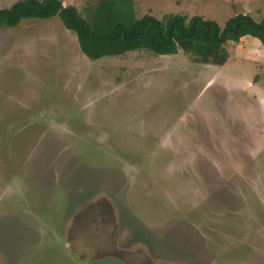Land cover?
I'll return each mask as SVG.
<instances>
[{
	"label": "rangeland",
	"instance_id": "rangeland-1",
	"mask_svg": "<svg viewBox=\"0 0 264 264\" xmlns=\"http://www.w3.org/2000/svg\"><path fill=\"white\" fill-rule=\"evenodd\" d=\"M134 5L264 17V0ZM245 38L217 67L92 61L58 17L0 29V264H264V47Z\"/></svg>",
	"mask_w": 264,
	"mask_h": 264
},
{
	"label": "trees",
	"instance_id": "trees-1",
	"mask_svg": "<svg viewBox=\"0 0 264 264\" xmlns=\"http://www.w3.org/2000/svg\"><path fill=\"white\" fill-rule=\"evenodd\" d=\"M84 17L74 6L64 7L60 0H21L0 9V29L17 28L26 20H50L58 17L73 32L88 59L125 57L135 51L157 56L180 52L201 65L225 66L231 54L230 43L245 37L260 41L264 47V17L236 15L224 27L201 16L152 15L137 17L134 0H92ZM264 78V77H263Z\"/></svg>",
	"mask_w": 264,
	"mask_h": 264
},
{
	"label": "crops",
	"instance_id": "crops-1",
	"mask_svg": "<svg viewBox=\"0 0 264 264\" xmlns=\"http://www.w3.org/2000/svg\"><path fill=\"white\" fill-rule=\"evenodd\" d=\"M243 39H247V38H243ZM248 39H250V38H248ZM253 41H255V42H258L260 45H262L261 43H260V41L259 40H257V39H254V38H251Z\"/></svg>",
	"mask_w": 264,
	"mask_h": 264
}]
</instances>
